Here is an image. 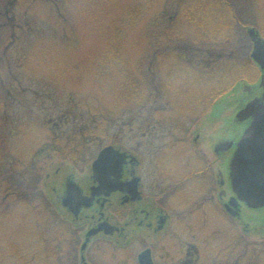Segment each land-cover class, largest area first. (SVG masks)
I'll list each match as a JSON object with an SVG mask.
<instances>
[{"label": "rangeland", "instance_id": "1", "mask_svg": "<svg viewBox=\"0 0 264 264\" xmlns=\"http://www.w3.org/2000/svg\"><path fill=\"white\" fill-rule=\"evenodd\" d=\"M180 1L0 0V264L58 262L55 247L63 242L50 229L53 211L46 203L53 197L44 190L47 179L40 175L36 191L34 178L18 166L44 142L52 144L45 134H67L69 127L60 119L73 113L82 115L80 126L95 128L94 154L112 145L134 155L151 182L163 191L173 187L167 203L176 205L169 233L148 238L132 227L124 240L98 245L96 264H138L146 247L157 264H264V206L240 200L234 219L215 205L219 173L222 188L228 194L233 189V167L248 145L244 137L251 124L242 110L254 97L246 87L256 92L263 73L237 83L232 68L243 61L239 47L228 61L214 63L206 57V62H188L202 75L230 77L216 90L212 85L191 89L193 96L199 93L208 101L210 93L220 96L197 118L195 104L177 90L188 76L180 69L183 64L177 67L176 53L190 51L198 37L180 15ZM250 1V11L244 7L241 17L263 23L264 38V0ZM108 45L116 47L118 57L101 54ZM115 60L128 64L139 85L107 68ZM138 92L144 93L140 101L134 99ZM34 103L37 110L27 109ZM31 112L44 121H39L44 131L29 125L17 137L16 125L27 126L35 118L29 117ZM57 163L50 162L52 175ZM62 168L63 174L73 170ZM189 244L198 257L188 253Z\"/></svg>", "mask_w": 264, "mask_h": 264}, {"label": "flooded vegetation", "instance_id": "2", "mask_svg": "<svg viewBox=\"0 0 264 264\" xmlns=\"http://www.w3.org/2000/svg\"><path fill=\"white\" fill-rule=\"evenodd\" d=\"M259 92L263 95L264 88L258 90L253 96L261 95ZM31 94L37 93H29ZM14 95H16L15 100L19 101V94ZM75 99L73 94L69 95L71 102ZM17 105L22 106L23 104L19 102ZM31 106L27 109L37 110L35 103ZM32 115H34L33 112L29 113V117ZM93 116L96 117L94 114ZM32 117L35 118L27 122V126H24L26 122L16 125L17 137L29 125L28 129H32L31 126L34 128L40 126L38 130L44 131L43 124L39 123V121L42 123L44 121L37 116ZM92 119L95 120V118ZM82 120H84L82 115L77 113L65 114L60 121L65 127H69L66 129L67 134L55 136L50 133L45 134L46 137L52 139V144L44 142L45 144L36 154L31 155L26 162H20L18 166V169L25 170L26 175L34 178L35 189L42 184L41 176L47 179L43 183L44 190L49 189L53 197V200L48 199L49 205L46 203L49 211H53L50 229L59 242L61 244L63 242V246L55 247L60 254L57 264H96L97 247L104 241L112 242L114 238L124 240L127 238L128 230L132 227L134 230H143L150 238L153 235L169 233L174 225L175 201L167 203L169 199L167 196H170L169 193L173 187L163 191L158 183L151 182L152 177L148 176L142 162L120 147L109 145L94 154L98 135L95 128L90 127L89 124L80 126L78 122L82 123ZM91 124L94 125V122ZM110 147L115 152H112L110 157L101 160L95 169L94 166L100 154ZM201 160L206 161L203 157ZM56 161L60 166L52 175L49 172L50 162ZM65 165L71 166L72 172L63 174L62 167ZM204 172L197 175H202ZM219 174L216 181L215 205L217 203L226 215L233 216L235 219L238 209L236 210L233 205L234 193L230 190L231 194H228L227 190L222 188V174ZM188 175L183 178V181H187L194 175L197 176L195 173ZM121 222L123 225L117 224ZM90 232H95L96 235L87 241ZM140 238L144 240L145 236H140ZM188 247V253L191 251L190 254L198 257L196 248L191 247L190 244ZM148 250H150L153 264H157L153 251L148 247L139 253L138 264H140V256Z\"/></svg>", "mask_w": 264, "mask_h": 264}, {"label": "trees", "instance_id": "3", "mask_svg": "<svg viewBox=\"0 0 264 264\" xmlns=\"http://www.w3.org/2000/svg\"><path fill=\"white\" fill-rule=\"evenodd\" d=\"M207 2L208 0H181L178 4L181 17L195 28L198 37L192 42L193 44L190 51L184 52V54L176 53V56L180 58L177 67H180L183 64L184 67L181 66L180 69L186 76H188L186 83L177 90L183 92V98L186 97L187 99H191L195 104L194 115L196 114L197 118L205 115L214 105L215 100L220 96L213 98V93H210V99L208 101L209 97L206 98L205 96L201 98L198 95L199 93H196L194 94L195 96H193V91L191 89L194 90V88H197L196 91H198V89L202 87L203 90H205L209 87L211 88L212 85L216 90L230 77L228 75L226 76L225 73H220L219 75L212 73L209 75H202L201 73L194 71L188 62L191 63L192 61L194 62V60L206 62V57L212 58L214 63L228 61L233 57V54L236 53L239 47L243 61L235 62L236 66L232 68V74L235 78L239 76L237 78V83H241L249 80V76L247 75L254 73L252 75L255 76L260 71L259 67L254 64L251 58L253 42L247 34V30L249 28H254L264 40L262 36L263 23H260L258 20L256 22L251 19L244 20L241 17L245 11L244 7L250 11V0H244L245 4L242 7L232 4L233 1L231 2L230 0H215L210 3ZM105 47L106 48L101 53L105 58H109L108 55L118 57V51L115 46L110 47V45H108V47ZM108 65L106 64L107 68H112V72L115 71L117 74L124 75L125 81L129 79L131 81L130 84L133 82L134 84L139 85V82L133 77L134 74L130 72L131 70L128 68L126 62L119 63L118 60H115L114 63H108ZM195 70L198 69L195 68ZM140 86L142 90H144V87L142 85ZM191 86L193 88H191ZM175 90L176 89H174V93ZM211 92H213V90ZM144 93L138 92L137 94H134V99L140 101L139 96ZM197 95L199 97H196ZM35 190L37 191L38 188ZM52 216L53 214L51 213V217Z\"/></svg>", "mask_w": 264, "mask_h": 264}, {"label": "water", "instance_id": "4", "mask_svg": "<svg viewBox=\"0 0 264 264\" xmlns=\"http://www.w3.org/2000/svg\"><path fill=\"white\" fill-rule=\"evenodd\" d=\"M248 35L254 44L252 58L264 70V41L254 30H248ZM262 85L264 86V79ZM244 114L251 119V124L244 137V140H248V145L238 153L236 167H233V192L237 196L233 205H238V201L241 200L256 206H264V96L251 102L244 110ZM112 152L115 150L111 147L105 149L95 163V169L97 164L110 157ZM94 235L95 232H90L87 241ZM139 262L153 264L150 251L144 252Z\"/></svg>", "mask_w": 264, "mask_h": 264}]
</instances>
